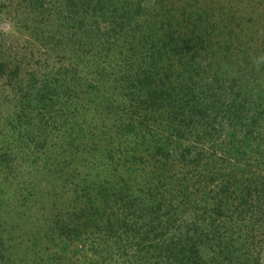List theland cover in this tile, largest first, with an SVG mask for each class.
I'll use <instances>...</instances> for the list:
<instances>
[{
    "label": "rangeland",
    "instance_id": "rangeland-1",
    "mask_svg": "<svg viewBox=\"0 0 264 264\" xmlns=\"http://www.w3.org/2000/svg\"><path fill=\"white\" fill-rule=\"evenodd\" d=\"M0 264H264V0H0Z\"/></svg>",
    "mask_w": 264,
    "mask_h": 264
},
{
    "label": "trees",
    "instance_id": "trees-1",
    "mask_svg": "<svg viewBox=\"0 0 264 264\" xmlns=\"http://www.w3.org/2000/svg\"><path fill=\"white\" fill-rule=\"evenodd\" d=\"M186 44H187V46H188V42H186ZM189 48V47H188ZM187 48V49H188ZM155 64V63H154ZM145 81H147V82H150V79H149V77L147 76L146 77V79H145ZM247 141H245V139L244 140H242L241 141V143L242 144H247L246 143ZM200 154H194L193 155V157H191V156H189V158H188V162L186 161V165L187 166H189L190 164H192V163H197V161L200 159ZM183 158V157H182ZM195 165V164H194ZM192 175L194 174V172L192 171V172H190ZM167 174H169V173H166L165 175H167ZM173 174V173H172ZM189 175V177H187V175ZM186 174H183L182 176L180 175V179L178 178V177H176V179H174L173 180V182H176L180 187H179V190H180V195L181 194H183L184 196L185 195H188V191L190 190V189H192V191H193V193L195 194L196 192H197V190L198 189H194V188H198L197 186H198V179H196L197 181H195V184L194 185H191L190 183L193 181V178L191 177V174H188V173H186ZM201 175V174H200ZM199 174H195L194 176L195 177H202L203 178V176H200ZM164 176V175H163ZM173 176H176L175 174H173ZM179 176V175H178ZM193 176V177H194ZM160 177H162L161 175H160ZM163 181V180H162ZM164 182V181H163ZM172 183V182H171ZM181 184V185H180Z\"/></svg>",
    "mask_w": 264,
    "mask_h": 264
}]
</instances>
